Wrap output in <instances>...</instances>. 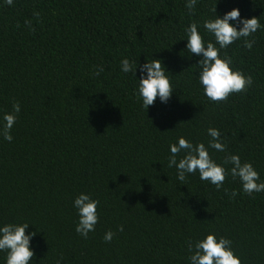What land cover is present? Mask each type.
<instances>
[{
    "label": "trees",
    "instance_id": "1",
    "mask_svg": "<svg viewBox=\"0 0 264 264\" xmlns=\"http://www.w3.org/2000/svg\"><path fill=\"white\" fill-rule=\"evenodd\" d=\"M185 2H0V116L20 104L12 141L0 137V224H30L31 264H188L187 242L209 232L231 240L240 264H264V191L243 194L230 164L220 189L198 173L181 183L167 167L178 136L207 147L213 127L226 147L210 157L236 154L264 182V0L216 4L219 16L238 8L261 25L251 49L241 38L219 51L252 84L218 102L203 95L199 57L185 49L191 23L215 45L202 27L215 0H197L191 13ZM125 57L162 62L173 90L166 104L141 107L139 72L120 71ZM82 192L99 202L86 239L72 207Z\"/></svg>",
    "mask_w": 264,
    "mask_h": 264
},
{
    "label": "clouds",
    "instance_id": "2",
    "mask_svg": "<svg viewBox=\"0 0 264 264\" xmlns=\"http://www.w3.org/2000/svg\"><path fill=\"white\" fill-rule=\"evenodd\" d=\"M3 4L11 6L13 0H0ZM211 9L214 17L203 22V29L214 37L215 45L212 42H205L198 31L195 23L189 24L185 28L186 44L185 49L190 55L199 57L196 66L199 69L198 83L203 90V95L211 102H218L227 99L231 93L245 91L252 84V78L231 67V58L220 56L219 51L232 44L234 41L244 38V47L251 49L254 41L247 39L255 33L261 25L256 17L244 18L240 15L238 8L226 11L222 16L217 15L216 4ZM197 0H186L185 7L189 13L192 12ZM231 21V23H230ZM103 68L97 66L94 75H98ZM120 71L131 73L136 78L139 72L135 95L141 101V107L147 109L155 101L166 104L172 94L169 77L165 67L159 59L146 60L143 64L131 61L125 57L120 60ZM20 112V104L12 103V111L5 112L0 116V137L11 142L13 137L10 134L16 121V114ZM207 135L210 137L207 147L204 143L193 144L183 136H178L175 143L168 145L167 167L175 168L177 181L183 183L186 175L198 173L201 181H207L214 185L216 189L223 186L225 180L224 165L230 164L227 172L233 179L240 182L241 192L252 195L264 191V182L259 180L258 173L251 163H241L240 157L236 154H226L222 163L218 164L209 155V149L218 152L225 151V143L222 141L221 133L218 129L209 127ZM183 153L177 159L178 154ZM226 194L227 190H225ZM236 195L233 190L230 198ZM98 201L91 198L89 194L80 193L72 201V207L76 211L77 222L75 232L83 238L95 230L98 221L97 205ZM29 223H3L0 224V252H5L4 264H31L34 251L30 245L35 233L26 230ZM123 231V226L118 228ZM114 233L105 232L103 240L109 242ZM232 242L223 236H217L209 232L202 239L187 242L188 264H240V259L234 254Z\"/></svg>",
    "mask_w": 264,
    "mask_h": 264
}]
</instances>
